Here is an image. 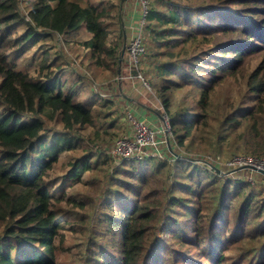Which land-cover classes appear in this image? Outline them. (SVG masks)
I'll list each match as a JSON object with an SVG mask.
<instances>
[{"label": "trees", "instance_id": "1", "mask_svg": "<svg viewBox=\"0 0 264 264\" xmlns=\"http://www.w3.org/2000/svg\"><path fill=\"white\" fill-rule=\"evenodd\" d=\"M51 1L31 6V25L15 0H0V264H61L55 237L63 196L51 173L59 154L74 148L72 127L115 124L111 110L97 122L92 107L64 92L57 77H33L8 58L7 51L18 57L31 38L65 35L83 25L96 64L110 69L117 62L121 0ZM19 24L26 27L21 33L15 32ZM142 32L147 48L141 55L161 80L156 91L176 152L194 146L198 131L213 121L211 149L249 135L261 151L264 0H149ZM110 33L115 36L108 41ZM238 76L245 89L236 104L213 105L220 84ZM46 111L58 115L65 129L46 135ZM169 156L171 161L147 157L117 164L94 148L75 159L68 177L101 175L106 200L89 225L78 264H264L261 189L194 159ZM244 238L251 246L232 253Z\"/></svg>", "mask_w": 264, "mask_h": 264}, {"label": "rangeland", "instance_id": "2", "mask_svg": "<svg viewBox=\"0 0 264 264\" xmlns=\"http://www.w3.org/2000/svg\"><path fill=\"white\" fill-rule=\"evenodd\" d=\"M36 1L15 0L20 14L31 25L34 24L30 21L27 13ZM51 2L55 3L53 0ZM102 2H111L115 5L118 0H102ZM120 7L121 18L119 20L122 31L124 30L126 35L125 48L120 63H118L117 58V62L114 65L112 63L110 69L98 66L90 56V48L84 44L90 38V34L83 25L65 35L50 33L42 35L38 39L31 38L23 44L18 57L7 51L8 58L15 61L18 68L26 70L29 75L42 80L46 78V75L57 77L65 89L64 92L71 90L75 100L92 107L94 114H98L97 122L101 121L102 123V115L107 110H111V118L115 117V124L109 129L104 128V124L101 125L100 123L84 128L72 127L69 133L76 137L73 139L74 148L59 154L58 162L51 173V176L55 178L56 192L63 196L59 201L63 223L59 229V234L55 237V244L60 252L58 259L61 264H78L81 256H84L85 238L90 233L89 225L93 222L96 213H100L105 207L106 201L102 195L101 175L83 171L78 176L77 174L72 175V178H75L73 180L68 177L71 164L90 149L100 148V150L109 152L115 140L132 133L131 120L133 116H136L131 108L135 104L128 102L125 96L135 100L141 96L146 100L148 99L151 101L149 106L159 110V115H164L167 118V115L162 111L159 94L156 91L161 85V80L154 75V68L147 63L145 55L139 56L136 66L134 62L131 61L130 63L128 59L126 42L130 35L129 26L133 24L130 17L133 11L136 15L140 13L141 8L138 0H121ZM112 11L115 12V7L112 8ZM25 28L24 24H19L15 27V32L21 33ZM114 36V33H110L108 41L113 40ZM142 36L143 32H141ZM143 48L145 52L146 45H143ZM202 74L207 75L206 71H202ZM244 89L241 76L237 78L227 77L215 93L213 105L216 103L226 104L228 101L235 105L241 95L244 94ZM176 94L180 96L181 92L176 90ZM42 119L45 134L48 136L65 129L59 116L51 114L50 111H46ZM160 124L161 120H158L153 125L160 127ZM215 124V121L210 122L207 128L199 130L193 143L194 146L191 148L179 149L176 152L170 140L171 132L168 134L167 145L177 158L194 159V162L199 166L201 164L208 167L212 165L219 170L217 171L219 174L246 181L251 188L254 190L261 189L264 194V173L260 169L237 163L238 161L246 162L248 161L247 157H249L257 163L256 165H261L260 167L264 169V138L258 139L261 151L255 150L257 147L254 144L255 140L249 135L238 136L236 141L228 139L219 145V148L211 149V144L207 142V139L211 135L212 126ZM96 128L99 130L97 134L95 133ZM160 137L164 139L162 135ZM161 146H165L163 142ZM164 151L168 160L171 161L167 150ZM150 157L164 158L156 155ZM234 158L237 160L236 163L232 162ZM124 160L126 159L113 158L114 163L117 164ZM145 169L150 171L151 167L148 165ZM251 244L250 240L244 238L235 245L231 252H239L240 248L251 246Z\"/></svg>", "mask_w": 264, "mask_h": 264}, {"label": "built area", "instance_id": "3", "mask_svg": "<svg viewBox=\"0 0 264 264\" xmlns=\"http://www.w3.org/2000/svg\"><path fill=\"white\" fill-rule=\"evenodd\" d=\"M148 3L149 0H138V4L141 8L140 13L136 15L133 11L130 17V21L133 24L129 26L130 35L126 42V50L129 54L128 59L130 60V63L131 61L134 62L135 66L138 63L137 60L139 56L144 52L141 32L142 26L145 22ZM158 118L161 120L160 127H156L144 119H137L133 116L131 120L133 129L132 133L123 135L115 140L113 147L107 153L111 155L112 158L118 159H143L155 155L158 157L163 156L165 158L166 154L164 150L166 149L169 154L174 156L167 145V138L170 133L168 119L164 115H159ZM161 135L164 139L160 137ZM162 142L165 146H161ZM247 159L248 161L246 162L241 163L238 161L237 163L242 166L249 165L253 168L264 170L260 167L261 165H256L257 163L253 162V159L249 157H247ZM234 160H232V162L236 163L237 160Z\"/></svg>", "mask_w": 264, "mask_h": 264}, {"label": "crops", "instance_id": "4", "mask_svg": "<svg viewBox=\"0 0 264 264\" xmlns=\"http://www.w3.org/2000/svg\"><path fill=\"white\" fill-rule=\"evenodd\" d=\"M125 98L126 100L128 99V102H133V104H135L133 108H131V110L137 118L144 119L151 124H156V122L159 120L158 116L160 111L149 106L151 101H149L148 99L146 100L142 96L137 100L129 96H125Z\"/></svg>", "mask_w": 264, "mask_h": 264}, {"label": "water", "instance_id": "5", "mask_svg": "<svg viewBox=\"0 0 264 264\" xmlns=\"http://www.w3.org/2000/svg\"><path fill=\"white\" fill-rule=\"evenodd\" d=\"M122 33H123V44H122V47H121V49L119 50V53H118V63H120V61H121V56H122V54H123V52H124V48H125V40H126L125 31L123 30ZM118 70H119V67H118ZM118 72H119V71H118ZM168 147H169V146H168ZM170 150H171V149H170ZM171 151H172V150H171ZM172 153H173L174 155H176L173 151H172ZM211 167H212L214 170L219 171V170L216 169L214 166L211 165ZM260 170H261V172L264 173V170H262V169H260Z\"/></svg>", "mask_w": 264, "mask_h": 264}]
</instances>
